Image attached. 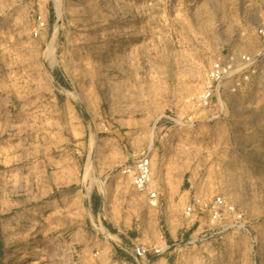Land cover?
<instances>
[{"label":"rangeland","instance_id":"374dc122","mask_svg":"<svg viewBox=\"0 0 264 264\" xmlns=\"http://www.w3.org/2000/svg\"><path fill=\"white\" fill-rule=\"evenodd\" d=\"M261 25L264 0H0V264H264V59L198 106ZM145 155L158 209L121 172ZM217 195L244 230L185 217Z\"/></svg>","mask_w":264,"mask_h":264},{"label":"built area","instance_id":"2783aa9c","mask_svg":"<svg viewBox=\"0 0 264 264\" xmlns=\"http://www.w3.org/2000/svg\"><path fill=\"white\" fill-rule=\"evenodd\" d=\"M46 22L40 15L37 18V27L34 35L38 36L44 29ZM256 35L264 42V25L256 29ZM264 59V49L255 53L245 51H231L226 57L219 58L211 65L207 76L204 89L199 96L198 106L209 109L214 106L215 98L221 90H225V83L232 82V86L226 88L228 92H237L243 86L245 80H248V74L258 72V63ZM121 172L128 177L134 190L139 194L146 196L147 206L151 209H158L161 205V196L159 189L154 182L153 160L150 155H145L132 162L121 166ZM196 208L207 212L211 224L221 223L226 219H231L234 228L244 230L243 215L236 206L228 202L223 196L217 195L207 201L201 199L194 200L185 211V217L192 219L196 215ZM169 245L160 244L149 248L143 244H136L132 250L134 264H155L156 258H161L169 250Z\"/></svg>","mask_w":264,"mask_h":264},{"label":"bare ground","instance_id":"6f19581e","mask_svg":"<svg viewBox=\"0 0 264 264\" xmlns=\"http://www.w3.org/2000/svg\"><path fill=\"white\" fill-rule=\"evenodd\" d=\"M35 247L36 249L54 248V249L61 250L62 245L53 239H43V240L37 241L35 243Z\"/></svg>","mask_w":264,"mask_h":264}]
</instances>
